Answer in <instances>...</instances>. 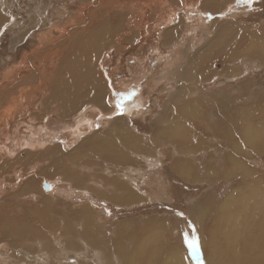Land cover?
<instances>
[{"label": "rangeland", "instance_id": "374dc122", "mask_svg": "<svg viewBox=\"0 0 264 264\" xmlns=\"http://www.w3.org/2000/svg\"><path fill=\"white\" fill-rule=\"evenodd\" d=\"M86 1L0 0V90L3 88V91H0V95L4 94L0 96V114L5 112L6 109L10 108L11 101L21 100V109L16 111L17 114L14 110L12 114H10L11 119L4 120V127L0 126V144L4 149V154H0V199L3 198L1 199L2 201L0 200V219H3L1 225H3L5 222L12 223L14 222V219L21 218L13 214L17 212L7 211L8 209H12L13 206H15V208L18 206V211L22 214L29 210L27 207L29 205L24 206V209L20 205H17L18 198L16 194H18L17 190L23 187L24 182L21 181V178L32 173V176L28 177V181L31 179L35 181V179L38 178V180L41 182L43 179H49L48 181L51 182L52 189L56 187L53 192L52 190L50 191L51 193H47L48 191L42 190L41 187L39 194L43 192L42 194L47 196L62 193V195L70 197V200H65L67 205L64 208L67 210H64V212L67 213L70 210L75 209V214L79 212L78 214L82 215L85 213L83 209L84 207L89 206L90 209L92 206L93 208L95 207L96 210L95 208L94 210L93 208L91 210L94 212V218L97 219V228H100L103 225L100 230L98 228V231H100L102 234L100 237L101 240L102 238L103 240H107V247L111 243L110 241L115 239V236L117 238L119 237L118 239L121 243H123L124 246L122 248L123 250L125 249V252H132L134 249H139V244L141 242L144 243L145 241L146 254L149 251L146 255L148 258H145V260H165L169 258L170 253H172L173 248L175 247L180 252L186 253L183 247H180L179 249L178 245L181 243V240L178 242L179 239L176 235L177 223L174 221L176 217L172 216L177 214L182 215L186 212L187 218L196 222L198 232L202 238V245L197 238L190 242L189 240L187 241V243L189 242V244L194 245L189 246V248L185 247L188 250L187 255H191L195 264H200V260H202L205 264L206 257L211 255L210 249L213 248L212 241L215 240L217 236L216 232L220 226L217 221V212L221 208L219 205L223 202L226 195L229 194V190H234L233 195L236 196L238 203H242L243 200L247 201L249 198L254 197V201H250L249 205L247 204L246 207H236L234 216L236 219L239 218L241 220L242 223L239 225H245V227H248L252 223H256L260 217L259 208L261 205H264V61L259 59L257 56L254 58L253 56H248L246 48L240 49L238 53L243 52L244 55L237 56L235 59L220 60L218 59L219 54H217L216 57L212 58V68L211 71H209L211 74L213 71L212 79L205 83H195L193 86L195 92H193V94L187 93L188 100H195V104L197 106L199 105L200 107H197L196 110L192 108V112L201 115H198L196 118L192 116H185L184 119L179 120L182 125L186 127L184 132L187 133L185 134H189L190 136V139L183 143L185 145L182 146L183 151L187 153L185 156H181V158H186L185 160L189 163L192 161L191 165H194V170L192 171L195 173V180L182 179L178 174V167L174 164L177 158L180 157L177 154L178 148L172 142L166 141L156 136L158 129L156 125L157 123H155V119L157 118L158 114L163 110L162 108L167 107L166 111L169 109L166 113V117L169 120H173L177 117V115L179 116L177 110L185 105V102H183L184 104L179 102L176 104L175 109L170 108L171 105L168 100V95L170 91L175 88V84H173V80L160 78L161 75L164 74L163 71L165 68H168L166 67L167 64L165 65L164 60H162L163 55L167 54L171 50H177L180 53L182 47L177 49L173 47L172 49L168 48L167 50V48L164 49L161 47L160 41L162 34L166 30L173 27L174 24L179 22L181 17H183V19L188 22L187 33L191 32L190 29H192V27L196 28L198 25V28L200 29V24H197L198 20L196 18L191 19L194 17L195 12H190L189 10L185 9L186 6H183L182 8L177 7L180 6L179 2L173 3L169 0H144V4H142L140 0ZM163 2L169 5V9L172 7L180 11L183 9L182 12L184 11V13L182 14V12L179 11V13L175 10L178 14H172L173 16H176L175 19L174 17L172 18V20L174 19L173 22H171L170 19L168 23L163 22L160 26H157V20H159L161 16L157 14L158 12H156V10H160L158 6ZM197 2L200 6L202 0H198ZM233 2H231L232 4L227 2V4L222 7L223 12L215 16L218 19H233L236 22H242L241 24H252L256 28L258 27V29L261 28L262 35H240V37L243 36L242 40L245 41L244 44H246L250 38H264V0H251L250 3L246 4L243 3L242 0H233ZM198 4L195 7V10L199 12L198 17H203V26L209 25L212 17L214 16L203 14L202 8L201 10L198 9ZM247 5H249V7ZM166 11L168 10H165V12ZM155 12L156 15H154ZM259 24H261V26H256ZM103 27L105 29H103ZM94 30L100 31L95 35L102 34L110 36L106 37L107 39L109 38V43L105 44L98 50L97 53H100V55L95 58L94 68L101 84L104 85L105 89L107 90V100L109 103L108 106L111 108V110H113L112 113L104 116L103 120H107V122L101 129H98L97 121L92 123V126H89H91V130L94 131L93 133L102 132L106 134V132H108L109 125H112L116 119L122 118L124 122H126V127L123 128H125V130L128 129L127 131H129L130 134L137 136L143 135L140 137L145 141H140V144L144 146L145 142L147 143L148 150L146 154H148V157L142 158L143 163L141 165L137 164L140 165L141 169L136 167V169L131 168L129 169V175L131 174V176L127 177L124 175V178L132 180L134 189L132 191L135 193V196H137L136 198L138 201L133 203L134 205L132 206L129 205L130 207L114 204L111 201L105 200L103 198H94L97 196L96 189H99V185H96L93 182H90L89 185L87 184V187L82 188V190L80 187H77L79 189L78 190L68 183V181H57L54 178H51L52 172L55 171V168H49V163L44 161V158L39 159V161H37V159H33L29 162V165L22 164V161L17 162V165H15L13 162L7 163L8 161H13L14 158L17 159L22 152L28 149H23L20 147L19 140L17 139H30L32 136L29 135L27 131L29 130V127L32 126L34 130L36 129L35 133L38 132L45 134V138L43 137L44 139L41 141H37L35 137L33 138L35 140L34 144L38 143L39 149L43 150L44 147L50 148V146L58 144L64 149L70 150L76 145L75 143L71 145L72 141L65 139L64 135L62 134L63 131L61 130L66 125L68 126V124L75 122L78 118H81L85 114L87 115V113L91 110V107L88 105L81 111L77 112L79 114L76 113L74 115H78L76 119L71 117L66 121L57 122V117L54 114L51 115L52 112L43 120V116H41L42 105L40 100L46 99L47 89L50 85L49 81L52 80L55 73L57 72L56 69L58 66L62 64V56H64L66 53H73L75 51L70 48H74V41L77 36L92 35V31ZM187 33L184 35V37H181L184 44L183 46L190 42H194V46L199 47L204 42V40L201 39L202 35H188ZM245 37L247 39H245ZM233 38H235L234 40L242 41L241 39H236L237 37ZM199 43L201 44L199 45ZM162 50H164L165 53L162 54ZM159 53H161V55ZM52 59L55 60L53 61ZM50 61H52V63ZM161 61L162 64H160ZM204 62L208 64L210 60H206ZM176 64L177 62L175 60L172 61L170 68L166 69V71L171 72ZM138 65H142L144 70L142 71L141 69H138L140 68ZM45 67L46 69L49 67L48 73H46L47 70ZM227 67L238 70V72L234 74L236 76L232 81H228L223 74ZM34 68L38 70L35 71L40 77V81H34L35 85L32 84V87L35 86L36 88H29L33 89L29 90L31 94L27 92L28 94L26 93L23 95V97H21L20 91L25 85L22 81L28 77V70H33ZM17 78L21 79L20 82L17 83L18 86L23 84L22 86L17 87L15 84L14 88L11 90L10 88L3 87L4 84H8ZM237 82L238 85H241V89L244 83L251 85L252 92L249 94L252 96V98L249 102L250 104H248L247 99L244 100L242 98V95L240 96L237 93H234L235 91L239 90L235 88L234 83ZM38 83L41 84L38 85ZM244 89L247 91V88ZM228 91L230 92V98ZM35 93L37 96H35ZM2 100L3 102H1ZM155 100L156 106L154 103ZM135 102L139 103L135 107V110L133 109V111H131L132 108L130 105ZM127 105L128 108H126ZM120 108L123 110L120 111ZM37 116H40L42 120L36 118ZM193 119L195 120L192 121ZM242 120H244V123ZM198 122L199 124L197 125ZM241 124H244L243 127ZM40 126L41 128H39ZM251 129L254 130L252 131ZM57 132L60 133L57 135L60 140L56 139L58 137H56L55 134V139L51 141L48 134L51 136V133L53 134ZM93 133L91 135H93ZM255 133L258 135V139L253 142H248L247 136H253ZM5 136L8 138V140H6L8 141L7 143L5 141ZM13 141H15V143ZM59 141L63 143L60 144ZM64 141L67 143L69 142L71 147L68 148V144L64 143ZM39 142L42 143L40 144ZM142 145H140L139 149L135 150L136 157H140L141 154H144V151L141 150ZM29 149L32 150V148ZM128 150L129 149H127V151ZM5 153L6 155L8 154V157L5 155ZM211 155L215 157L214 160L210 165L204 167L210 158L209 156ZM104 156L98 159L97 156H93V158H90L91 161L89 160L88 163L81 164L85 166L84 168L77 169L85 171L86 173L93 171L91 176L87 174L89 180L90 178L99 179L100 169L96 167V164H98L97 162H99V160L101 161L102 159V162L108 161L106 156L105 158ZM121 163L122 167L124 165L122 172L120 173L122 176L124 169L133 165H131L129 161L126 160ZM171 164L173 165L171 166ZM232 165L234 166L232 167ZM207 171L208 175H213L206 177ZM84 174L85 173H83L78 179H82ZM250 178H253V183H244V179L247 180ZM86 180L87 179H85V181ZM105 187L110 188L108 184H106ZM236 189H238L237 192ZM202 194L203 197L209 194L211 197H214L215 200L212 198V201H216L214 202L216 204H214L216 210H214L215 208H212L210 210L211 212L209 211L203 216V220H199L201 218L191 215L190 210L193 211L195 206L197 207L199 204H201V199L203 198L201 197ZM28 196L30 195H27V197ZM66 213L64 214L67 215ZM214 217L216 219H214ZM6 218L8 219L7 221ZM149 218H153L151 220L153 221L151 225L150 221H148L150 220ZM156 218L160 221L156 220ZM32 222L33 221L23 222L25 226V230H23L24 232H21L15 228L14 230L16 231L17 237H22L24 235H38V237L34 240L35 247L33 248L32 245L25 246L23 244H16V247L8 245L9 239H3L1 237L2 233L0 232V264H11L9 263L10 261H18V258L23 259V261L19 264H118V262L114 263V261L109 260V258H103V256L98 253V251H94L90 258H87V256L81 250L80 252H71L70 247L73 243H61L59 239H56L53 230L48 228V223L46 221H41L40 223L35 224ZM122 223L125 224V229L120 227L122 229L116 231L115 227L118 226L117 224ZM209 223L214 224L210 225ZM45 224L46 226H44ZM77 225L78 227H76ZM77 225L74 226L75 230L77 229L76 231H83L82 224L77 223ZM201 225L204 227H201ZM4 226L9 225L4 224ZM42 227L43 229L41 230ZM50 227L53 228V224L50 225ZM172 229L174 230L172 231ZM189 230L192 229L189 228ZM154 232H157V235L154 236ZM128 235L131 240L129 239L126 242ZM121 236L124 237L122 238ZM150 236L153 237L149 238ZM190 236V232L185 234L187 239H189ZM182 238L184 240V234ZM40 241H42V243L38 244L39 247H37L36 245ZM82 241H84L83 238ZM216 242L219 244L218 237ZM33 249L38 251L36 252ZM154 250L155 253L153 255ZM157 251H159L158 255L161 256L159 258L155 257ZM11 254L12 258H9ZM16 256L18 258H16ZM140 260L142 261V259L136 260L137 264H140ZM191 264L193 263L191 262Z\"/></svg>", "mask_w": 264, "mask_h": 264}, {"label": "bare ground", "instance_id": "6f19581e", "mask_svg": "<svg viewBox=\"0 0 264 264\" xmlns=\"http://www.w3.org/2000/svg\"><path fill=\"white\" fill-rule=\"evenodd\" d=\"M82 1L85 2L86 0H82ZM146 1H148V0H146ZM169 1H171L173 3L179 2L180 6H177V7L182 8L183 6H186L185 9L189 10L190 12H195L194 17H192L191 19L196 18L198 20L197 24H200V29L198 28L199 27V25H198V26H196V28L192 27V29H195V30L190 29L191 32L187 33L188 22L185 21L183 19V17H181V19H179L180 20L179 22L174 24L173 27H171L170 29L166 30L161 36L160 42H161L162 48H164V49L167 48V50H168V48L172 49L174 47L177 49V48L182 47L180 53L177 50H174V51L171 50L168 52L169 54L167 53V54L163 55L162 60H164L165 65L167 64L166 67L170 68L171 62L174 60L177 62V64L172 69L171 72L166 71V69H168V68H165V70L163 71L164 74L161 75L160 78H166L168 80L174 81V83L173 82L172 83L175 84V88L172 91H170V93L168 95L169 96L168 100H169L170 105H171L170 108L175 109L176 104L179 102H182V103L185 102V105H183L182 108L177 110L179 113V116L177 115V117L173 120H169L166 117V113L169 109L166 111V108H167L166 106H164L166 108H162L163 110L158 114L157 118L155 119V123H157L156 125H157V129H158L156 136L158 138L164 139L166 141H170L177 146V148H178L177 154L180 157H178L177 160L175 159L176 161L174 162V164H175V166L178 167L179 176L185 180L186 179L195 180V173L192 171V170H194V168H193L194 165L193 166L191 165L192 161H191V163H189L185 160L186 158L185 159L181 158V156L183 157L187 153V152L185 153L183 151V148H182V146L184 145L183 143H185L187 140H189L190 136H189V134L188 135L185 134V133H187V132H184L186 127L184 125H182V123L179 120L184 119L185 116H192V117L196 118V117H198V115H201V114L192 112L193 111L192 108H194L196 110L197 107L198 108H200V107H199V105L197 106L195 104L196 103L195 100H193V99L188 100L187 93L193 94V92H195V90L193 88L195 83H197V84L200 82L205 83V82L212 79L213 71H212V74L209 73V71H211V68H212V62H213L212 58L216 57L217 54H219L218 59H220V60L235 59V57H237V56L244 55L243 52L238 53V51H240V49H242V48H246V50L248 52V56H253V58L257 56L259 59L264 61V38H262V39H253V38L251 39L250 38V40L246 44H244L245 41L242 40L243 36L240 37V35H262L261 28L258 29V27L256 28L252 24H248V25L247 24H241L242 22L239 23L233 19H231V20L225 19V18L218 19L216 17L218 14H221L223 12L222 7L225 4H227V2H230V3L233 2V0H229V1L228 0H202V3L200 6L197 2L198 0H169ZM140 2H142V4L145 3L144 0H140ZM197 4H198V9L201 10V8H202L203 14H206V15L209 14V15L214 16V17L211 16L212 19H211L209 25L203 26V24H202L204 21L203 17H201V18L198 17L199 12H197V10H195V7L197 6ZM226 7H227V5H226ZM230 7H231V5H230ZM230 7H229V9H230ZM158 8L160 10L157 9L156 12H158L157 14H159V16H161V18L157 21L159 22L160 20H163L164 23H168L170 18H171V22H173V20L176 18V16H173L172 14H174V15L178 14L177 12L180 11V10H176L174 7L169 9V5H167L164 2L161 5H159ZM165 10H168V11L165 12ZM182 10L180 12H182ZM156 12L154 15H156ZM183 13H184V11L182 12V14ZM164 15H165V17H164ZM173 17H174V19L172 20ZM224 20H226V21H224ZM0 21H1V18H0ZM194 22H196V21H194ZM256 26H261V24L256 25ZM103 29H105V28L103 27ZM103 31H105V30H103ZM99 32H100L99 30H96V31L94 30V31H92V35H78L77 36V38L74 41L75 42L74 48H70V49H73L75 51L73 53H66L64 56H62V64H60L58 66V68L56 69L57 72L55 73L52 80L49 81L50 85L48 86V89H47L46 99L40 100L41 105H42V110H41L42 115L41 114L40 115L43 116L42 117L43 120L52 112L51 115L54 114L57 117V119H56L57 122L66 121L67 119H70L71 117L73 119H76L78 115H76V116H74V115L77 112L81 111L83 108H85L88 105L91 107V110L88 113L86 111L87 115L84 112L85 115L82 114L84 116H82L81 118H78L75 121L76 123L75 122L70 123V124H68V126L66 125L61 130V131H63L62 134L64 135L65 139L72 141L71 145H73V143H75L76 145L70 150H66L58 144H55L56 146L55 145H53V146L48 145V146H50V148L44 147L43 150L39 149L38 143L34 144L35 140L33 138L35 137V139H37V141H41L42 139L45 138V134L38 133V132L35 133L36 129L34 130L32 128L33 127L32 126V127H29V130L27 131L29 133V135L32 136L30 139H28V138L17 139V140H19L20 147H22L23 149L24 148H28V149L26 151L22 152L18 156L17 159L14 158L13 161H8L7 163L13 162L15 165H17V162L22 161V164L29 165V162L33 159H37V161H39V159L44 158L45 159L44 161H47L49 163V165H48L49 168H52V169L55 168V171L52 172L51 178H54L57 181L58 180H61L64 182L68 181V183H70L74 188L78 189L77 187H80L81 190H82V188L87 187V184L89 185L90 182H93L94 184L99 185L98 186L99 189H96L97 196H95L94 198H99V199L103 198L105 200L111 201L114 204L125 205V206L130 207L129 205L132 206V205H134L133 203H136L138 201L136 198L137 196H135V193L132 191V190H134L132 180H128L124 177L125 176H127V177L131 176V174L129 175V169H131V168L136 167V168L141 169L140 165L143 163L142 158L148 157L147 156L148 154H146L148 148H147L146 142H145L144 146L142 144H140V141H145L143 138L140 137L143 135L137 136L134 134H130V132L127 131L128 130L127 128H126L127 130H125V128H123V127H126V122H124V120L122 118L117 117L118 119H116L112 125H109V127H108L109 129H108V132H106V134L102 133V132L93 133L94 131L91 130L92 123H94L96 121L98 122V129H101L105 125V123L107 122V120H103L104 116L109 115L110 113H112V110H113V109L111 110V108L108 106L109 103L107 100V95H108L107 90L105 89V86L101 84L99 77L95 73V68H94L95 67V58L100 55V53H97L98 50L101 47H103L105 44L109 43V40H108L109 38L107 39L106 37H110V36H106V35H102V34L101 35H95ZM186 33L188 35H202L201 39L204 40V42L202 43L201 46H199L201 44V43H199V45H198L199 47H195L194 42H190V43L186 44L185 46H183L184 44H183V40L181 39V37L182 36L184 37V35H186ZM107 35H108V33H107ZM203 35H205V36H203ZM233 35H236V36H233ZM233 37H237L236 39H241L242 41L234 40L235 38H233ZM134 38H135V35H134ZM245 39H247V38L245 37ZM67 40H68V38H67ZM238 46H239V48H238ZM60 49H62V48H60ZM59 51H61V50H59ZM154 53H156V52H154ZM161 53L163 54V53H165V51L162 50ZM161 53H159V54L161 55ZM206 60H210V62L208 64H206L204 62ZM28 61H29V59H28ZM47 61H49V60H47ZM50 62L52 63V61H50ZM145 64H147V63H145ZM160 64H162V61ZM35 65H37V64H35ZM139 67L143 69L142 65H140ZM32 68H33V66H32ZM48 68L46 69V67H45V69L47 70L46 73L49 72ZM239 69H241V68H239ZM35 70L38 71L36 68H34L33 70L32 69L28 70V74H29L28 77H26L25 80L22 81V82H24V84L26 86L24 85L20 91L21 97H23L24 94L29 92V90H33V89H29V88L35 87V86L32 87V84L35 85L34 81H40V77L37 75ZM236 72H238L237 69L234 70L231 67H227L223 74L228 81H232L233 78H235V76H236V75H234ZM237 76H238V74H237ZM20 80H21L20 78H17L8 84H4L3 87L4 88H10V90H11L14 88L15 84L17 87L22 86L23 85L22 83H21L22 85H19V86L17 84L20 82ZM40 84L41 83H38V85H40ZM123 86H121V87H123ZM37 87H39V86H37ZM0 91H3V88H1ZM167 91H169V90H167ZM31 92H33V91H31ZM2 95H4V94H2ZM2 95H0V96H2ZM35 96H37L36 93H35ZM27 97H26V99H27ZM211 97H212V95H211ZM108 98H109V96H108ZM201 98H198V99H201ZM28 99H29V97H28ZM166 99H167V97H166ZM1 102H3V100ZM20 103H21V100L11 101L10 108L6 109L5 112L0 114V126L4 127V125H5L4 120H10L11 119L10 114H12V112L14 110L16 113L17 110L19 111L21 109ZM138 103L135 102V103H132L130 105L132 108L131 111H133V109L135 110V107L138 105ZM154 103L156 106V100L154 101ZM142 106H143V104H142ZM126 108H128V105L126 106ZM77 114H79V113H77ZM169 114H170V112H169ZM36 118H39L42 120V118L40 116H37ZM106 118H108V117H106ZM201 118H202V116H201ZM194 120L195 119H193L192 121H194ZM242 121L244 123V120H242ZM34 122H35V120H34ZM100 122H103V123H100ZM24 124H26V123H24ZM198 124H199V122L197 123V125ZM89 125H91V126H89ZM241 125L243 127L244 124H241ZM45 127H46V125H45ZM39 128H41V126ZM39 128H37V129H39ZM15 130H18V129H15ZM241 130H243V129H241ZM259 130H260V128H259ZM217 131H219V130H217ZM47 133H49V132H47ZM92 133H93V135H91ZM116 133H118V134H116ZM55 134H56V137H58L57 135H59L60 133H58V132L53 133V134L51 133V136H50V134H48L51 141L53 139H55L54 138ZM7 136H5L6 137L5 141L8 140ZM49 137H47V138H49ZM153 138H154V136H153ZM56 139H59V137ZM226 139H227V137H226ZM257 139H258L257 133H255V135L253 134V136L252 135L247 136L248 142H253ZM7 142L8 141H6V143ZM13 142L15 143V141H13ZM13 142H12V144H13ZM64 143H67V142L64 141ZM192 143H194V142H192ZM67 144L69 145V142ZM68 145H67V147L70 148L71 145H69V146ZM140 145H142L141 150L144 151V154H141V155L139 154L140 157H136L135 156V154H136L135 150L139 149ZM196 145H198V144H196ZM260 145H261V143H260ZM17 148H19V147H17ZM29 148H32V150H30ZM127 149H129V150L127 151ZM3 151H4L3 146H1V144H0V154H4ZM5 155H6V153H5ZM104 155L106 156V159H108V161L102 162V160H103L102 159L101 161L99 160V162H97L98 164H96V167L98 169H100L99 170L100 171V178L99 179L90 178V180H89L88 175L91 176V173L93 171H91L90 173H86L85 171H81V170L77 169V168H84L85 166H83L81 164L88 163L89 160L91 161L90 158H93V156H97V159H98V158L103 157ZM6 156L8 157V154ZM105 156H104V158H105ZM209 157H208L209 160L207 161V163L205 165L203 164L204 167L207 165H210L211 162L215 158L212 155ZM3 159H5V158H3ZM9 160H10V157H9ZM124 160L129 161V163L133 166H130L129 168L124 169L123 174H122L123 178H122L120 173L122 172V168L124 167V165L122 167L121 162H124ZM41 163H43V162H41ZM137 164H140V165H137ZM172 165L173 164H171V166ZM233 166L234 165H232V167ZM0 167H1V165H0ZM199 168H200V166H199ZM17 169H18V167H17ZM38 170H39V168H38ZM208 171L206 173V177L212 176L213 174L208 175ZM233 171H236V170H233ZM205 172H206V170H205ZM83 173H85L83 175V178L78 179ZM130 173H131V171H130ZM209 173H211V172H209ZM245 174H246V172H245ZM34 176H36V175H34ZM174 177H176V176H174ZM253 178H250L247 180L244 179V183H246V182L253 183ZM85 179H87V180L85 181ZM200 181H201V179H200ZM157 182H158V180H157ZM232 183H233V181H232ZM56 184H58V183H56ZM106 184H108V186H110V188H106L105 187ZM44 185L48 186V189H50V184L48 182L41 184V182L39 180L35 182L31 179L29 181H26L24 186L22 188H19V190H17V192H18V194H16L17 198H18V201H17L18 204L17 205H20L22 208L26 205H29V206H27L29 208V210L26 213L22 214L18 211L19 210L18 206L16 208H15V206H13L12 209H8L7 211L17 212V213H13V214L21 217V218L14 219V222H12V223H9V222L4 223V224H8L9 226H4V224L1 225L3 222L2 221L3 219H0V232L2 233L1 237L3 239H9L8 245L16 247V244H23L25 246L32 245V248L35 247L34 240L38 237V235H34L35 237L33 235H24L22 237H17L16 231L14 230V228L20 230L21 232H24L23 231V230H25V226L23 223L24 221H26V222L33 221L32 223H34V224L40 223L41 221H46L48 223V225H47L48 228L53 230V233H54V236L56 237V239H59V241L61 243L62 242H69V244H70V242L73 243L72 246L70 247L71 252L72 251L80 252V250H81L87 256V258H90L92 256V254L94 253V251H98V253H100L103 256V258H109V260L114 261V263L118 262V264H137L136 260H139V259H142V261L140 260L141 261L140 264H191V261L188 259L187 254L180 252L176 247L173 248V251H172V253H170L169 258H167L165 260H160V261H157L154 259H153L154 261H152L151 259L145 260V258H148V257H146V255L149 252L148 251L146 254L145 241H144V243L141 242L139 244V246H138L139 249H134V251H132V252L126 251L127 252L126 253L124 251L125 249L123 250V248H122L124 246L123 243L120 242V240L118 239L119 237L117 238L114 235L115 239L111 240L110 241L111 243L107 247V240H103V238L101 240V238H100L102 234L100 231H98L99 227L97 228V226H96L97 219L94 218V212H92V210H91L93 208V206L91 209L89 208V206L88 207L83 206L85 213L82 215L78 214L79 212L77 214H75L74 213L76 211L75 209H72L70 211L68 210L69 212L66 213V212H64V210H67L64 208L67 205V202H65V200L66 199L70 200V197L64 196V195H62V193L57 194V195H47V196L45 194H42L43 192L41 194H39L41 187H42V190H45ZM61 187H59V188H61ZM5 189H7V188H5ZM48 189H47V191H48ZM229 191H230L229 194L226 195L223 202L219 205L221 208L217 212V217H218L217 221H218V224H220V226L218 228V231L217 232L215 231L217 236H216L215 240L212 241L213 248L210 249L211 255L209 257H206V260H205L206 264H264V255H263V250H264V205H261L259 208L260 217L256 223H252L248 227L247 226L245 227V225L244 226L239 225L242 222L239 218L236 219L234 216L236 207L237 206L246 207L247 204L249 205L250 201L251 202L254 201V197L249 198L247 201L243 200L242 203H238L236 196L233 195L234 190L230 189ZM237 191H238V189H236V192ZM7 195H8V193H7ZM27 195H30V196L27 197ZM6 197H8V196H6ZM201 197H203V194ZM212 198L214 199V197H211L210 194L204 196L201 199V204H199V205L197 204L198 206L197 207L195 206V208H193V211L190 210V214L194 215L198 218H201L199 220H203L204 219L203 216L207 212H209L212 208H215L214 202H216V201H212ZM1 199H3V198H1ZM219 201H220V199H219ZM198 202H199V200H198ZM2 205L4 206L3 203H2ZM6 205H7V203H6ZM61 207H63V208H61ZM94 208H93V210H94ZM4 209H5V207H4ZM118 209H120V208H118ZM95 210H96V208H95ZM214 210H216V208ZM58 211H59V213H58ZM62 211L64 213H66L67 215H65ZM243 216H244V212H243ZM3 217H4V215H3ZM22 218H24V219H22ZM152 219L153 218L148 220V221H150V225L153 222V221H151ZM214 219H216V218L214 217ZM7 220L8 219L6 218V221ZM156 220H159V219L156 218ZM61 221H64L65 223L61 222ZM213 222H214V220H213ZM77 223L82 224L83 227L82 226L81 227L83 228V231H76L77 229L75 230L74 226L77 225ZM52 224H53L54 229L52 227H50V225H52ZM202 224H203V221H202ZM209 224L212 225L214 223H212V224L209 223ZM114 225H116V224H114ZM117 225L118 226L115 227L116 231H118L119 229H122L120 227H123L124 229L126 227L124 223L117 224ZM44 226H46V224ZM107 226H108V224H107ZM76 227H78V225ZM111 227H108V228H111ZM201 227H204V226L201 225ZM100 228H99V230H100ZM165 228H167V227H165ZM42 229H43V227L41 228V230ZM173 230L174 229H172V231ZM147 232H149V231H147ZM13 233H15V234H13ZM132 233H134V232H132ZM116 235H117V233H116ZM155 235H157V232L156 233L154 232V236ZM121 237L123 238L124 236H121ZM152 237L153 236H150L149 238H152ZM217 237H218L219 244L216 242ZM82 238L84 239V241H82ZM129 239H130V237L128 235L126 242ZM208 242H210V241H208ZM40 243H42V241L38 242L36 246L39 247L38 244H40ZM153 246H155V245H153ZM156 248H158V247H156ZM33 250H35V249H33ZM35 251L37 252L38 250H35ZM71 252H69V253H71ZM137 253H138V256H137ZM154 253H155V250L153 252V255H154ZM158 253H159V251H157V253L155 255V257H157V258L161 257L158 255ZM136 256H137V258H136ZM13 257H15V256H13ZM9 258H12V254L9 256ZM16 258H18V257L16 256ZM22 261H23V259L18 258V261L14 260V261H10L9 263L19 264Z\"/></svg>", "mask_w": 264, "mask_h": 264}, {"label": "crops", "instance_id": "0c3cea01", "mask_svg": "<svg viewBox=\"0 0 264 264\" xmlns=\"http://www.w3.org/2000/svg\"><path fill=\"white\" fill-rule=\"evenodd\" d=\"M235 82V81H234ZM235 84V88H237V89H239V90H237V91H235L234 93H237L238 95H242V98L245 100V99H247V102H248V104H250L249 102L251 101V98H252V96L249 94L250 92H252V89H251V85H249V84H247V83H244V85L242 86V89H241V85H238V82L237 83H234ZM244 88H247V91H245V89ZM228 95H229V98H230V92L228 91ZM62 125V124H61ZM25 134H26V131H25ZM30 137V136H29ZM59 143L60 144H62L63 142H60L59 141ZM95 158V157H94ZM30 176H32V173L31 174H29L28 176H26V177H23V178H21V181H23L24 183H23V186H24V184L26 183V181H28V177H30ZM18 180H20V179H18ZM35 181H38V179H35ZM49 183L50 184V186H51V188H50V190H48V192L47 193H49L51 190H52V192L54 191V189L56 188H54V189H52V184H51V182L50 181H48V180H46V179H43V180H41V184H44V183ZM51 193V192H50ZM184 214V213H183ZM182 214V215H183ZM182 215H172V216H174V217H176V219H174V221L177 223V229H176V226H175V229H176V235H177V238L179 239L178 240V242H180V240H181V243L178 245L179 246V249H180V247L182 248H184L185 249V251H186V254H188V250L185 248V247H188L189 248V246L191 245V244H189V242L190 241H192V240H194L195 238H197V239H199V241H200V244L202 245V242H201V236H200V234H199V232H198V227H197V224H196V222H194V221H191L190 219H188L187 218V214H186V212H185V214L182 216ZM158 216H160V215H158ZM167 216V215H166ZM169 216H171V215H169ZM191 226V227H190ZM189 228H191L192 230H189ZM191 233V236L189 237V239H187V237H185V234L186 233ZM183 234H184V240H183V238H182V236H183ZM191 239V240H190ZM189 240V242L187 243V241ZM177 241V240H176ZM183 245V246H182ZM184 245H186V246H184ZM188 256V255H187ZM188 258L190 259V261L193 263V264H195L194 262H193V258L191 257V255L190 256H188ZM199 263L200 264H204L203 263V261L202 260H200L199 261ZM197 264V263H196ZM206 264V263H205Z\"/></svg>", "mask_w": 264, "mask_h": 264}, {"label": "flooded vegetation", "instance_id": "af4514ba", "mask_svg": "<svg viewBox=\"0 0 264 264\" xmlns=\"http://www.w3.org/2000/svg\"><path fill=\"white\" fill-rule=\"evenodd\" d=\"M246 4V3H245ZM248 7H249V5H247ZM165 17V16H164ZM170 17V16H169ZM171 19V18H170ZM163 23V20H160L159 22H158V26L159 25H161ZM138 69H141L142 71H143V69L142 68H138ZM123 109L122 108H120V111H122Z\"/></svg>", "mask_w": 264, "mask_h": 264}, {"label": "snow or ice", "instance_id": "6c2138e0", "mask_svg": "<svg viewBox=\"0 0 264 264\" xmlns=\"http://www.w3.org/2000/svg\"><path fill=\"white\" fill-rule=\"evenodd\" d=\"M243 3H250L251 0H242ZM190 246H194V245H190Z\"/></svg>", "mask_w": 264, "mask_h": 264}, {"label": "water", "instance_id": "95a60500", "mask_svg": "<svg viewBox=\"0 0 264 264\" xmlns=\"http://www.w3.org/2000/svg\"><path fill=\"white\" fill-rule=\"evenodd\" d=\"M44 189L47 190L48 189V186L44 185Z\"/></svg>", "mask_w": 264, "mask_h": 264}]
</instances>
